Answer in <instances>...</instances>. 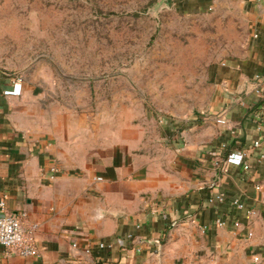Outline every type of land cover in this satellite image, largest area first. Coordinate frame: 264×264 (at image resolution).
<instances>
[{"label":"crops","instance_id":"0c3cea01","mask_svg":"<svg viewBox=\"0 0 264 264\" xmlns=\"http://www.w3.org/2000/svg\"><path fill=\"white\" fill-rule=\"evenodd\" d=\"M244 4V48L211 72L206 115L169 119L162 144L75 149L25 122L23 95L4 93L14 78L0 71V198L37 225V254L0 245V264H264V0Z\"/></svg>","mask_w":264,"mask_h":264},{"label":"rangeland","instance_id":"374dc122","mask_svg":"<svg viewBox=\"0 0 264 264\" xmlns=\"http://www.w3.org/2000/svg\"><path fill=\"white\" fill-rule=\"evenodd\" d=\"M246 11L244 0H0V71L21 79L25 122L75 149L162 144L169 119L206 115L211 72L244 48Z\"/></svg>","mask_w":264,"mask_h":264},{"label":"built area","instance_id":"2783aa9c","mask_svg":"<svg viewBox=\"0 0 264 264\" xmlns=\"http://www.w3.org/2000/svg\"><path fill=\"white\" fill-rule=\"evenodd\" d=\"M4 93L9 95H19L21 93V79L16 78L12 83L11 88L4 90ZM216 121L217 123L225 122L223 118H217ZM255 144L257 145V142H255ZM243 155L244 153H230L226 160L231 164L237 165L242 161ZM56 171V166L50 168L51 178L54 177ZM97 179H100V177H97ZM256 188L260 189V186H256ZM217 199L222 200V196L218 195ZM262 202L264 203V194L262 195ZM0 209L2 210V213L0 214V245L21 256L36 255L37 249L30 234L36 229L37 225L31 224L26 228L22 223L19 214L16 212L4 211V197L0 198ZM222 224L223 222H218V225ZM73 246H76V243H74ZM97 246L98 248H103L106 244L104 242H98ZM85 251L88 253L90 250L86 248ZM253 259L256 261L258 260V257L254 256Z\"/></svg>","mask_w":264,"mask_h":264}]
</instances>
